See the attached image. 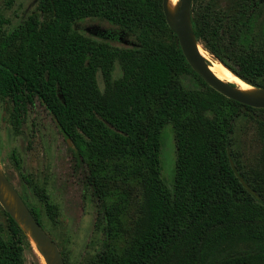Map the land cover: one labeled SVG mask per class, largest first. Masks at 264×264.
<instances>
[{"label": "trees", "instance_id": "trees-1", "mask_svg": "<svg viewBox=\"0 0 264 264\" xmlns=\"http://www.w3.org/2000/svg\"><path fill=\"white\" fill-rule=\"evenodd\" d=\"M40 8L50 16L42 28L0 41V101L13 105L15 127L21 128L29 105L39 103L76 165L82 140L87 158L129 156L133 176L141 179L128 250L110 253L108 227L105 251L94 264H264V153L261 169L249 171L234 138L247 119L264 142V109L226 98L195 73L167 23L163 0H41ZM191 9L196 40L239 78L264 89V0H228L225 6L193 0ZM93 16L134 36L136 46L112 49L74 32L76 22ZM118 61L123 75L114 81ZM99 120L114 131L112 142L96 134ZM167 123L176 131L173 192L161 178L157 142ZM103 169L95 164L88 178L101 199L110 190ZM23 181L35 186L53 214L46 191L27 176ZM123 190L134 191L130 184ZM111 216L105 212L107 226ZM7 217L14 242L0 237V264H25L23 252L32 243Z\"/></svg>", "mask_w": 264, "mask_h": 264}, {"label": "rangeland", "instance_id": "rangeland-1", "mask_svg": "<svg viewBox=\"0 0 264 264\" xmlns=\"http://www.w3.org/2000/svg\"><path fill=\"white\" fill-rule=\"evenodd\" d=\"M216 1L221 6L228 3V0ZM40 2L41 0H0V41L23 29L32 33L42 28L50 20V16L41 10ZM177 2L181 6V0ZM263 22L264 19L261 24ZM73 30L89 41L109 45L112 49H130L136 46L134 36L102 17L93 16L78 21ZM162 38L170 43L169 35ZM14 50L15 48L8 49L6 55ZM205 61L210 66V62L206 59ZM122 75V65L118 61L115 63L112 79L118 80ZM185 82L190 85L186 86L194 87L189 80ZM97 83L101 92H104L106 85L100 72ZM12 114L13 105L8 101H0L1 171L31 212L40 215L43 228L59 247L65 263L94 264L105 251L108 234L110 253L123 255L129 248L134 231L135 212L141 198V179L132 174L134 161L124 155L104 160L87 158L83 145L85 141L81 140L78 144L81 146L82 163L76 165L66 140L39 103L29 105L27 113L21 114L20 129L15 127ZM99 122L102 128L96 134L112 142L114 131L105 122ZM234 138L236 151L246 169H261L264 142L252 121L241 120ZM157 142L161 178L166 188L173 192L177 147L176 131L172 124L167 123L161 128ZM97 163L103 164L104 169L99 174L110 187L104 199L94 193L88 182L90 170ZM24 176L32 179L36 187L46 191L49 202L54 207L53 214L48 212L35 186H29L23 181ZM129 184L134 189L132 194H126L123 190ZM105 212L112 214L109 226L104 218ZM7 214L0 203V237L13 244ZM108 227L112 228L110 233ZM38 252L33 243L31 248L25 246L24 263L41 264Z\"/></svg>", "mask_w": 264, "mask_h": 264}, {"label": "water", "instance_id": "water-1", "mask_svg": "<svg viewBox=\"0 0 264 264\" xmlns=\"http://www.w3.org/2000/svg\"><path fill=\"white\" fill-rule=\"evenodd\" d=\"M167 2L168 0H163V9L167 22L173 33L177 36L182 52L195 73L199 75L209 87L226 98L254 109H264V98L248 97L236 91V87H234L232 83L218 79L210 71V66L206 63L205 58L200 54L197 48V45L200 44L193 34L191 22L193 0H181L179 12L177 16L172 19H170L168 15ZM224 67L227 68L226 66ZM227 69L235 75L229 68ZM235 76L239 78L237 75ZM239 79L245 82L241 78ZM257 89L264 90L263 88ZM5 192L9 195L11 202L5 198ZM0 203L7 213L24 229L25 232H27L30 241L33 239L37 243V249L44 258L46 264H66L55 241L36 220L34 214L31 212L16 188L2 173L1 168Z\"/></svg>", "mask_w": 264, "mask_h": 264}, {"label": "bare ground", "instance_id": "bare-ground-1", "mask_svg": "<svg viewBox=\"0 0 264 264\" xmlns=\"http://www.w3.org/2000/svg\"><path fill=\"white\" fill-rule=\"evenodd\" d=\"M178 0H168L167 2V10L169 18H175L179 12L180 5H178ZM197 48L200 52V54L210 62V71L220 80L228 83H232L234 87H236V91L251 97V98H264V90L257 89L255 87H252L251 85H248L247 83L241 81L239 78H237L235 75H233L227 68H225L221 63L214 60V58L201 46L197 45ZM5 198L10 201L9 195L5 192ZM31 243L34 244V246L37 247V243L32 239ZM38 250V249H37ZM38 257L40 259L41 264H46L44 258L38 252Z\"/></svg>", "mask_w": 264, "mask_h": 264}]
</instances>
